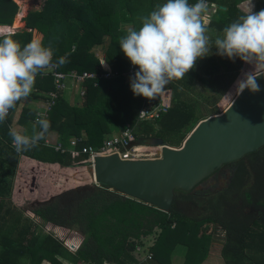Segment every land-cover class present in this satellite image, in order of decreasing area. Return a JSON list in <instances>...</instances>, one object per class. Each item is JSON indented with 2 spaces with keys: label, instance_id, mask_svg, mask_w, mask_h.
<instances>
[{
  "label": "trees",
  "instance_id": "1",
  "mask_svg": "<svg viewBox=\"0 0 264 264\" xmlns=\"http://www.w3.org/2000/svg\"><path fill=\"white\" fill-rule=\"evenodd\" d=\"M164 2L42 0L38 9L25 14L21 29L2 33L0 38L11 34L21 46L33 39H41L45 46L51 43L53 64L61 57L67 58L65 65L56 67L61 73L100 74L107 69L120 73L128 63L119 46L121 37L129 26L138 29L140 18ZM188 2L193 4L195 0ZM207 2L204 17L207 34L213 41L223 35L225 27L247 13L248 0ZM251 3L253 12L264 9V0ZM16 12L13 1L0 0V25L10 26ZM12 28H17V23ZM103 44L104 59L100 60L91 49ZM210 52L196 61L184 79L166 86L169 107L154 121L136 124L142 97L134 96L123 78L83 80L80 102L73 105L66 103L62 92L58 93L45 117L51 125L45 137L55 132L63 152L55 151L42 139L38 147L16 153L7 115L0 123V264H201L214 241L222 264H264V146L227 164L232 173L223 188L214 192L174 191L167 211L93 185L75 187L36 202L31 213L39 223L73 230L82 236L72 253L42 232L39 223L12 208L9 200L20 156L69 167L71 158L66 149L70 141H76L74 150L98 148L113 135L112 131L119 133L134 124L135 140L160 139L166 146L178 148L199 121L218 113L216 104L235 81L242 63L239 58L229 60L216 55L215 47ZM103 61L105 65H101ZM218 64L222 65L221 71L216 69ZM51 91L50 76L38 74L32 96L46 98ZM18 105L19 102L9 112ZM34 114L31 109L20 108L18 123L32 121ZM209 227L210 233L205 234ZM155 232L147 250L150 257L147 259L146 255L138 262L133 253Z\"/></svg>",
  "mask_w": 264,
  "mask_h": 264
},
{
  "label": "clouds",
  "instance_id": "2",
  "mask_svg": "<svg viewBox=\"0 0 264 264\" xmlns=\"http://www.w3.org/2000/svg\"><path fill=\"white\" fill-rule=\"evenodd\" d=\"M248 0L247 13L238 17L223 29V35L214 39L207 34L204 22L207 0H165L157 4L150 14L140 18L141 26L127 28L119 46L131 65L138 70L130 77V89L134 96L154 100L173 81L184 79L199 58L211 54L229 60L239 58L252 66L236 81V94L245 89L260 91L257 77L264 76V9L252 11ZM51 43L45 46L41 39L21 44L6 35L0 38V123H3L16 104L33 92L36 76L45 69L61 67L68 61L61 57L53 64ZM103 61L101 65H105ZM230 100L229 96H225ZM231 102V101H230ZM47 118L37 117L31 134L9 129L11 143L16 153L38 147L50 128ZM39 128V130H37Z\"/></svg>",
  "mask_w": 264,
  "mask_h": 264
},
{
  "label": "water",
  "instance_id": "3",
  "mask_svg": "<svg viewBox=\"0 0 264 264\" xmlns=\"http://www.w3.org/2000/svg\"><path fill=\"white\" fill-rule=\"evenodd\" d=\"M257 82L259 92L236 94L221 113L199 121L178 148L153 138L132 144L159 147L157 158L125 161L111 154L77 165L91 168L96 187L167 211L174 191L201 189L215 170L264 146V76Z\"/></svg>",
  "mask_w": 264,
  "mask_h": 264
},
{
  "label": "rangeland",
  "instance_id": "4",
  "mask_svg": "<svg viewBox=\"0 0 264 264\" xmlns=\"http://www.w3.org/2000/svg\"><path fill=\"white\" fill-rule=\"evenodd\" d=\"M18 16L19 14H17V17ZM103 48L104 46L101 47L102 50L98 47H93L91 51L95 53L94 55L100 56L101 51L103 52ZM216 69L218 71H221L222 65L218 64L216 66ZM251 70H252V66L249 64H245L242 61V63L240 64L236 79H234L235 81L232 82L233 85H230L227 92L220 98L221 100H219V102L216 104V108L218 112L217 114L221 113L228 106L230 101H232L233 98L235 97L236 81L242 78V75L244 72L251 71ZM75 86L77 88L78 85H75ZM63 95H64V100L66 101V103L75 104L79 100L77 89H74L72 94H70L68 91L67 92L64 91ZM169 96H170L169 91H164L160 95L163 101H169ZM225 96H229L230 100L226 98ZM29 130L32 132V125L29 126ZM49 133L47 134V137H46L49 140V142H51L53 145L54 143L55 144L59 143L58 135L55 132H49ZM117 133L118 132L116 131H112L111 134L114 135ZM44 143L47 145H50L47 141ZM147 149L148 150H145V152L149 154V157L157 156V154H155V151L156 150L158 151V149L155 150V148H150V147ZM81 159L82 158H77L74 160L71 159L70 167H59L58 165L57 166H49V165L45 166V165L37 164L34 162L30 165L22 164L21 170H18L17 163H16L15 169H14V176L12 178V183H11V189H12V185L14 184L15 186L14 193L17 198L14 200L17 202L18 205L10 201L12 208L16 210H20L24 216H28L34 222H36V224H38L39 221L37 219H34L31 213V209L33 208V205L36 202L46 201L47 199L52 197V195L54 194H59L63 191H66V190H69L75 187L92 186V185L95 186L92 180L91 168L87 166H83V165H77L78 163L83 162V160ZM227 167L231 168V166H227ZM225 170L227 171L228 169H225ZM30 183H32L31 187H30ZM216 187L217 186L212 187V192L215 191L214 189ZM17 190H18V193H17ZM10 198H11V192H10L9 199ZM39 229L42 232L49 234L50 236L54 237L56 240L61 242V244L68 250V252H71V253L74 252L78 248V246L80 245L82 241V236L79 235V233H77L76 231L68 230V229L61 228V227H56L48 223H39ZM210 231L211 230L209 227L205 231V234H209ZM155 234L156 232L152 234L151 236L145 238L144 240L145 245L143 248H141V251L139 253H136V255L135 253H133V256L138 258L137 260L141 261L140 258H144L148 254L147 245L153 242ZM220 236L221 235H219L218 238H220ZM69 250H72V251H69ZM218 250H219V246L214 241V243L210 245V247L208 248V255L206 259L201 264H220Z\"/></svg>",
  "mask_w": 264,
  "mask_h": 264
},
{
  "label": "built area",
  "instance_id": "5",
  "mask_svg": "<svg viewBox=\"0 0 264 264\" xmlns=\"http://www.w3.org/2000/svg\"><path fill=\"white\" fill-rule=\"evenodd\" d=\"M196 3V0L195 2ZM193 3V4H194ZM208 4V2H207ZM204 22L206 24L207 19L203 17ZM55 65V64H54ZM137 66L131 65L128 60L126 70L117 73L110 69H107L104 73H92V72H82L81 74H76L74 71L68 73H61L57 71L56 67H52L44 70V74L40 75H49L52 80L53 91L48 92L42 106L35 111L33 122L37 119V117L45 118L47 112L50 107L53 105L54 100L57 98V94L62 92L65 89V80L71 81L73 84L80 85L81 82L85 79H96V78H123L125 83L130 84V77L133 76L134 72L137 71ZM82 95V90L80 91V96ZM166 102V103H164ZM169 107V101H163V99L159 96L154 100H148L142 97L141 106L136 115V124L142 121H154L157 120L162 114L165 113L167 108ZM134 124L132 127H125L122 131L117 134H114L107 139L103 140L101 145L98 148H82L80 151L74 150L75 140H72L68 143V148L66 151L68 152L71 159H77L80 156L85 155V159L82 158L83 162H91L92 159L96 156H108L111 154H115L119 160H141V159H152L157 158L159 156V147H150L157 148L158 151L155 152L157 154L156 157H149V154L145 152V150L138 151L139 148H149L145 146H134L132 145L135 142L133 137V130L136 126ZM55 151L63 152L64 149L61 148L60 144H56L53 146ZM71 247V246H70ZM75 250V249H74ZM73 250V251H74ZM72 251V250H69ZM150 256L147 255L148 259Z\"/></svg>",
  "mask_w": 264,
  "mask_h": 264
},
{
  "label": "crops",
  "instance_id": "6",
  "mask_svg": "<svg viewBox=\"0 0 264 264\" xmlns=\"http://www.w3.org/2000/svg\"><path fill=\"white\" fill-rule=\"evenodd\" d=\"M11 1H13L16 4V6H17V12L14 15L13 21H12V23H11L10 26L0 25V28L6 29L5 31H8V32H12V31L21 29L23 27L22 19L25 16V14L28 11H32V10L38 9V7L40 6V4L42 2V0H11ZM17 14H19V18L17 17ZM17 18H18V20H17ZM15 23H17V28H14L13 29L12 27L14 26ZM8 32H1L0 34H2V33H8ZM103 46H104V44H103ZM95 47H98V48L101 49L102 45L101 46H95ZM95 57L97 59L103 60L104 59L103 52L101 51V55L100 56H96L95 55ZM75 85H78V84H73L69 80H66L65 81V89L62 91L61 97L64 99V95H63V92L64 91H66V92L68 91L70 94H72L73 93V90L74 89H77L78 90V99H79L77 101V103H79L80 102V91L82 89H81V86L80 85H78L77 88H76ZM78 88L80 89V91H79ZM33 92H34V89H33ZM33 92L31 93V95L27 99H24V100L19 101V105H18V107L15 110H13V111H11V112L8 113V118L10 120L9 129H15V130H17L19 132L26 133V134H29V135L31 134V131L29 130V126L30 125H33V123H34L33 120L32 121H27L24 124H19L18 123V117H19L20 108L25 107V108L31 109L33 111H36L44 103L45 98H36V97L32 96ZM164 103H166V102H164ZM68 104L73 105V103H68ZM46 137L43 139V142H46L47 141L50 144V146H54L56 144H59V143H56V144L54 143V145H53L51 142H49V140ZM52 140H53V138H52ZM34 162L37 163V164L45 165V166L46 165H49V166H57L56 164L50 165V164L39 163V162H36L34 160H31V159L25 158L23 156H20L18 158V161H17L18 170H21V165L22 164L30 165V164H32ZM31 186H32V183H30V187ZM14 190H15V186L13 184L12 185V189H11V198L9 200L12 203H15L16 205H18L17 202L14 200V199H17L16 196H15ZM17 193H18V190H17ZM54 195H57V194H54ZM54 195H52V196H54ZM144 245H145V243H144ZM144 245L141 248H143ZM147 246L148 247L151 246V243L149 245H147ZM141 248H138L135 251V255H136V253H139L141 251ZM176 258H178V254H177ZM137 259L138 258H136V260ZM140 259L143 260L144 258H140ZM137 261H139V260H137ZM63 264H67V263H64L63 262ZM220 264H222L221 260H220Z\"/></svg>",
  "mask_w": 264,
  "mask_h": 264
},
{
  "label": "flooded vegetation",
  "instance_id": "7",
  "mask_svg": "<svg viewBox=\"0 0 264 264\" xmlns=\"http://www.w3.org/2000/svg\"><path fill=\"white\" fill-rule=\"evenodd\" d=\"M229 165L221 166L219 169L215 170L210 176L204 179L201 184V189L195 190H210L212 191L213 186H217L214 190H219L223 188L226 183L227 179L232 173V169L228 168ZM226 167V168H224ZM225 169H228L227 171ZM206 181V182H205ZM216 183V184H215Z\"/></svg>",
  "mask_w": 264,
  "mask_h": 264
},
{
  "label": "bare ground",
  "instance_id": "8",
  "mask_svg": "<svg viewBox=\"0 0 264 264\" xmlns=\"http://www.w3.org/2000/svg\"><path fill=\"white\" fill-rule=\"evenodd\" d=\"M5 30H6V29H2V28H0V33H1V32H8V31H5ZM232 85H233V84H232ZM143 149H144V150H148L147 148H139L138 151L143 150ZM156 149H157V148H156ZM156 149H155V150H156ZM151 150H152V149H151ZM155 152H157V150H156Z\"/></svg>",
  "mask_w": 264,
  "mask_h": 264
}]
</instances>
